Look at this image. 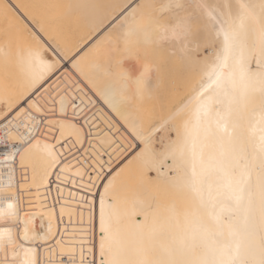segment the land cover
Segmentation results:
<instances>
[{
    "label": "snow or ice",
    "instance_id": "1",
    "mask_svg": "<svg viewBox=\"0 0 264 264\" xmlns=\"http://www.w3.org/2000/svg\"><path fill=\"white\" fill-rule=\"evenodd\" d=\"M19 7L4 0L0 12L7 18ZM62 7L82 13L96 34L108 27L95 64L106 90L96 94L118 114L117 98L135 110L125 120L138 143L118 135L103 111L89 118L84 100L77 104L87 75L78 62L61 73L63 57L50 55L36 33L21 43L6 30L0 63L15 70L23 91L6 86L0 97V264H264V0ZM177 68L199 75L191 93L166 115L142 111L146 96L179 91ZM84 87L95 90L90 78ZM133 152L123 168L111 167L114 154L123 163ZM18 168L25 181L31 170L37 190L55 175L83 192L82 227L68 241L66 228L53 231L50 222L41 234L21 219Z\"/></svg>",
    "mask_w": 264,
    "mask_h": 264
},
{
    "label": "bare ground",
    "instance_id": "2",
    "mask_svg": "<svg viewBox=\"0 0 264 264\" xmlns=\"http://www.w3.org/2000/svg\"><path fill=\"white\" fill-rule=\"evenodd\" d=\"M10 2L13 5H19L18 3L13 2V0H10ZM22 10L23 9L20 6L15 11V14H16L15 16L20 20L22 27L25 31V34H27L28 32L36 33L37 36L40 38V40L44 42L45 45L49 48L50 55H52L54 58L57 56L63 57L65 66L61 68V73L68 72L71 74L74 71L73 64L77 62L79 63L80 67L83 69L84 73H86L87 75L84 77H81V79L83 80V84L81 85V87L83 88V92L79 94V98L77 99L76 102L77 104H80V100L83 99L85 104H87L88 106H92L89 109L96 107L93 110V112L99 114L101 112V109H100L101 103L99 100L96 99L97 95H95L94 93L93 95H91L92 91L89 90V88L84 87V85L88 84L89 78L91 79V77L93 76L92 72L96 71L95 70V64L97 63L96 46L98 45L99 42L102 41V39H104L106 33L108 32V27H105L103 31H100L99 34H96V32L90 27L89 23L85 20L89 27L90 35L84 41L80 40L78 41L76 45L69 46L61 42L58 43L57 41H53V38L51 40L50 39L51 37L49 38V36L45 34L43 27L41 25H38L30 16L27 15V13H25ZM25 39L26 37L24 39L20 38V42L24 43ZM2 42L3 40L0 43ZM14 71L15 70L13 69L6 70L3 67V64L0 63V97L3 96L6 86L10 93L17 94L20 91H23V86L21 82L12 75ZM57 75H60V73H58ZM53 79H55V77H53ZM187 79L188 81L185 86V93L183 97L191 93L192 87L195 85V83L199 79V75L195 73H191L190 76L187 77ZM93 83L95 84V82ZM105 90H106V87H105ZM89 101H94L95 106L93 107V105L89 103ZM114 103L117 105L118 108H120L121 114H118L116 111H113L112 108H110L107 104H105V115L108 116L113 121L115 126L120 129V132L118 133V135L122 137H127L128 142L138 143V141H133L132 137L129 135V132L126 131L127 122L125 120V117H127V115L122 105L120 104L119 99L117 98L114 101ZM93 112L89 113V118H91V115ZM101 127H104V125H101ZM65 134H67V132ZM57 135L59 136V133H57ZM3 150L4 149L2 148V146H0V151H3ZM59 150L60 149L58 148L57 151ZM136 151H139V149H137ZM133 156H135V152H133L132 155L128 156L127 160H123V163H120V161L123 159V156L114 154L111 159V167L115 168L118 171L119 168H123L124 165L128 164V161L132 160ZM104 160L108 161L109 157L105 155ZM117 165L119 167H117ZM108 169H109V165L106 163L105 170L107 171ZM2 171H3V168L0 167V172ZM71 171L75 172L76 169L73 168ZM0 179H3V177H0ZM49 179L51 180L50 186L45 185V186L40 187L39 190H37L35 185L32 184L31 170L28 171L27 181H25V173L23 172L22 169L18 168L16 172V180L18 181L17 186L20 189V192H19V196L21 200L20 217L22 220L26 217L29 218L31 221L30 226H34L35 230L41 234L48 230L50 222H51L53 231H55L57 227H59L61 230L66 228L67 232L66 233L62 232V234L64 235L65 240L68 241L71 237V234L73 232L79 231V229L82 227V225L80 224L81 208L77 206V201L83 195V192L72 187L71 178H69L68 180L67 187H65L62 183L58 182L55 175L51 176ZM86 181H87V175H85L84 181H79V179H77L78 184L85 183ZM58 185L59 187H63L62 196L60 195L58 191ZM30 186H31V190H29ZM101 190H102V186H101ZM70 191L77 193L76 200L71 199L69 195ZM89 194L95 196V200H96L97 220H96L94 230L98 232L99 231V225H98L99 197L98 195H96L95 188H93L91 193ZM177 203L178 204L180 203L178 198H177ZM65 204H70L71 208H65L63 217L61 219V214H60L61 206ZM53 205L55 206V216L54 217L51 215L53 211ZM69 212H72L71 222H69ZM83 220L85 222V225H87L89 221V214L87 211H84L83 213ZM20 227L22 229L23 224H21ZM89 231L92 232L93 229L89 228ZM96 239L98 240V236L96 237ZM37 243H39V241H37ZM51 243L54 244L55 241L53 240L51 241ZM57 251H59V249H57Z\"/></svg>",
    "mask_w": 264,
    "mask_h": 264
},
{
    "label": "rangeland",
    "instance_id": "3",
    "mask_svg": "<svg viewBox=\"0 0 264 264\" xmlns=\"http://www.w3.org/2000/svg\"><path fill=\"white\" fill-rule=\"evenodd\" d=\"M22 7V11L27 13L38 25H41L44 32L49 38L58 43H64L69 46L76 45L78 41L85 40L89 35V27L83 18V14L71 10L64 5L76 3V0H13ZM0 0V4H3ZM61 6V7H57ZM15 12L5 18L4 14L0 12V42L4 39V33L7 30L9 35L13 37L25 38L26 34L22 27L20 20L15 16ZM103 41V39H102ZM56 42V43H57ZM163 54V53H162ZM185 70L177 68L173 74V79L179 84V91L173 92L171 90L161 91V93L153 94L151 97L146 96L142 102H138V106L144 112L155 111L157 114L166 115L175 105L179 103L185 93V86L190 76ZM91 81L95 82V90H91L92 94L96 92H105V79L101 73L97 71L92 72ZM171 85L169 86V88ZM95 91V92H94ZM97 100L101 103V111L105 114V103L100 95H97ZM92 106H88L90 108ZM94 107V106H93ZM129 121L133 119L136 112L133 108L123 106ZM91 108L90 112L95 109ZM89 112V113H90ZM130 124L127 123V129Z\"/></svg>",
    "mask_w": 264,
    "mask_h": 264
},
{
    "label": "built area",
    "instance_id": "4",
    "mask_svg": "<svg viewBox=\"0 0 264 264\" xmlns=\"http://www.w3.org/2000/svg\"><path fill=\"white\" fill-rule=\"evenodd\" d=\"M3 148V147H2Z\"/></svg>",
    "mask_w": 264,
    "mask_h": 264
}]
</instances>
